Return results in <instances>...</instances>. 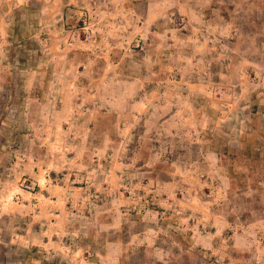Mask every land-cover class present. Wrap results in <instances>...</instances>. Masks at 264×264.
<instances>
[{
	"label": "rangeland",
	"instance_id": "obj_1",
	"mask_svg": "<svg viewBox=\"0 0 264 264\" xmlns=\"http://www.w3.org/2000/svg\"><path fill=\"white\" fill-rule=\"evenodd\" d=\"M39 3L4 0L13 15L7 54L11 76L42 65L52 78L49 53L37 49L31 32L40 22ZM187 3L204 16L178 4L167 7L162 0H154L150 17L143 0H74L67 7L73 16L68 24L76 28L122 27L116 38L94 35L116 39L115 64H100L103 51L97 45L89 50L94 58L89 67L82 50L74 55L76 86L93 83L97 92L104 87L112 95L110 78L120 76V134L80 166L71 163L66 171L50 168L47 173L69 189L61 242L69 247L68 256L28 241L22 242L28 246L11 248L14 229L30 231L26 219L18 228L2 227L0 264H264V0L179 4L185 9ZM100 11L107 12L106 19H94ZM201 27L209 57L194 68L205 70L211 80L203 92L193 66L180 65V56L198 62L193 53ZM85 31L76 38H87ZM183 70L193 76L183 77ZM51 89L46 81L42 90ZM15 90L20 95L21 87ZM7 92L0 84L3 188L12 186L20 165L30 166L14 156L26 130L21 119L3 113ZM144 93L153 104L143 106L145 113L133 121L131 103ZM109 104L106 100V113ZM113 122L106 114L100 126L108 130ZM17 184L26 192L37 191L28 174Z\"/></svg>",
	"mask_w": 264,
	"mask_h": 264
},
{
	"label": "crops",
	"instance_id": "obj_2",
	"mask_svg": "<svg viewBox=\"0 0 264 264\" xmlns=\"http://www.w3.org/2000/svg\"><path fill=\"white\" fill-rule=\"evenodd\" d=\"M0 1L3 4L0 9V84L5 85L8 90L5 95L7 100L3 113L6 112V115L22 120L26 130V140L19 143L20 149L14 156L19 163L30 164L28 167L20 165L13 183H10L11 187L7 185H4V188L0 187V241L3 240L2 236L5 233L2 227L16 226L18 228L28 219L30 231L25 234L19 229H14L12 233L17 239L12 238L15 244L10 242L11 248H18L20 245L28 246L22 243L28 241L44 249L54 248L60 256H68L67 252H70V249L63 247L61 242L67 232L66 198L69 189L56 183L55 178L49 177L47 173L50 168L66 171L67 168L69 169L67 164L72 163L70 167L74 168L80 166L81 162L88 161L89 156L93 157V150L100 152V147L111 144V139L120 134L122 124L121 106H116L117 96H120L116 93V86L119 87V93L122 87L120 76L117 79L115 75L109 77L113 81L112 95L105 94L102 89L104 87H99L102 84L98 85V92L96 87L93 88V83L76 86L74 55L78 53V50H82L81 53L85 55L83 64L88 61L87 66L89 67L94 59L91 55L93 52L89 50L97 45L100 51H103L104 59L100 61V64H108L110 60L115 64L113 48L115 49L116 39L107 37L99 40V37L95 39L94 35L101 32L116 38V35L122 32V27L104 24L92 26V29L76 28L68 24L73 16L66 11L74 0H42L43 4L39 3L40 9L37 15L40 22L33 26L31 32L38 42L37 49L40 51L45 47L49 53V64L53 68L52 78L48 79L47 70L42 65L35 69H20L21 72L11 76L7 54L12 40L13 15L10 5L4 8V0ZM103 1L109 3V0ZM143 1L148 3L146 16L150 17L154 12V0ZM162 2H168L167 7L178 4V8L189 11L191 15L204 16V11L193 8L190 3H187V8L183 9L184 6L179 3L188 2V0H162ZM51 6L50 11L47 10V7ZM166 6L164 8H167ZM80 13L82 14L83 11ZM93 16L91 14L92 18ZM108 16L110 17L109 14ZM97 17L106 19L107 12L100 11L94 19ZM64 20L66 23H63ZM199 30L202 36L199 44L194 45L196 52L193 53V57L198 58V62L195 63L193 60L192 64L188 59L190 56H180V65L183 69L193 66L196 72L195 77H197L195 80L200 81L198 91L203 92L209 87L206 83H210L211 80L207 73H203L205 70L197 71L194 67L202 65L204 59L209 57L207 49L209 41L204 38L202 27ZM83 31L88 33L87 38L83 36L76 38V35L82 34ZM85 50L88 55L85 54ZM194 72L183 70V77L189 76L190 78ZM46 81L50 82L51 90H42ZM103 85H105L104 82ZM17 86L21 87L20 95L15 90ZM106 100L110 102L107 113L105 112ZM151 104L153 101L147 93L134 100L129 110L131 117L134 118L133 121L145 113L143 106L148 107ZM106 114H111L114 120L112 128L108 130L100 126ZM116 114H118L117 122L115 121ZM103 150L101 149V152ZM25 174L32 179L37 190L35 193L26 192L20 185L18 186V181Z\"/></svg>",
	"mask_w": 264,
	"mask_h": 264
},
{
	"label": "built area",
	"instance_id": "obj_3",
	"mask_svg": "<svg viewBox=\"0 0 264 264\" xmlns=\"http://www.w3.org/2000/svg\"><path fill=\"white\" fill-rule=\"evenodd\" d=\"M25 187L29 189V188H31V185L30 184H26Z\"/></svg>",
	"mask_w": 264,
	"mask_h": 264
}]
</instances>
